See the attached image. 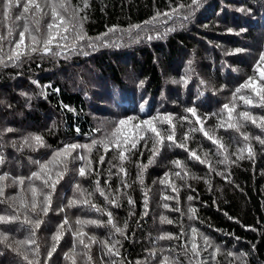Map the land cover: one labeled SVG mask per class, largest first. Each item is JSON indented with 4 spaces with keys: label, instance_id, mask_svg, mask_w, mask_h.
Masks as SVG:
<instances>
[{
    "label": "trees",
    "instance_id": "1",
    "mask_svg": "<svg viewBox=\"0 0 264 264\" xmlns=\"http://www.w3.org/2000/svg\"><path fill=\"white\" fill-rule=\"evenodd\" d=\"M86 2L87 7L85 0H65L67 11L59 10L69 19L79 8L76 15L81 18L78 24L84 39L75 49L62 51L76 34V26L69 24L62 33L69 39L57 37L47 54L42 43L31 45L26 38L21 48L27 51L31 45L38 51L20 55L16 63L8 57L25 18L38 40L46 38L47 25L53 22L50 0H37L40 11L33 8L27 13L24 0H19L7 19L0 10V55L4 57L0 63V175L8 174L0 181L4 189L0 215L16 217L0 221V236L7 237V242L0 241V264H28L25 254L32 264H160L166 257L175 264H264V145L255 138H264V131L251 120L238 119L243 110L264 117V106L250 88L236 93L248 77L257 85L264 83L260 79L264 71V62H260L264 0H198L191 15L187 8L177 7L190 5L191 0ZM164 12L167 17L157 16ZM17 15L20 20L15 19ZM114 25L116 29L109 31ZM132 25L139 28H130ZM166 28L173 30L165 35ZM156 32L161 33L160 38ZM149 34L153 39H147ZM236 48L243 51L236 53ZM182 76L187 77L186 83ZM240 96L255 103L245 105ZM226 103L235 105L237 119L232 122L242 125L239 131L227 127V113L222 108ZM189 106L196 108L205 130L224 146L222 153L199 131L196 117L185 111ZM163 113H170L172 121L171 126L167 121H154L160 142L146 129L137 136L140 119ZM125 115L136 120L120 128V150L126 156L120 161L118 149L110 146L105 152L99 141L109 136L114 122ZM242 132L248 133L247 141ZM32 135H39L43 143L36 145ZM168 135H174V140H167ZM93 140L98 143L90 151L83 147L71 150L64 163L49 165L52 179H58L54 190L44 187L43 179H27L33 171L40 172L39 164L47 163L65 144L82 146ZM179 143L206 163L189 157ZM154 144L157 154L152 156ZM225 157L227 163H219ZM175 159L181 160L179 168L172 163ZM81 166L85 167L84 176L79 174ZM121 167L124 172L119 171ZM15 177L25 179L21 183ZM162 179L168 183L162 184ZM32 186L38 192L51 193L46 214L42 211L43 194L37 196L36 209L31 207ZM129 197L134 202L131 205ZM111 199H116L118 206L112 205ZM190 207L194 214L189 213ZM107 212L114 225L124 229L123 235L107 223ZM162 215L172 223L162 222ZM78 219L102 223L81 226ZM58 227L59 241L55 242ZM192 228L197 230L194 241ZM78 230L86 233L88 249L74 235ZM25 239L34 243L14 251L15 242ZM112 240L119 241L115 245L118 256L104 247V242ZM193 242L198 257L192 252ZM53 246L55 251L48 257Z\"/></svg>",
    "mask_w": 264,
    "mask_h": 264
},
{
    "label": "snow or ice",
    "instance_id": "2",
    "mask_svg": "<svg viewBox=\"0 0 264 264\" xmlns=\"http://www.w3.org/2000/svg\"><path fill=\"white\" fill-rule=\"evenodd\" d=\"M19 5V0H0V10H2L3 16L5 19H7L10 14L11 11L14 7H17ZM51 8V15L53 18V22L49 23L47 25L48 28V32H47V36L46 38H44L42 41L38 40L37 37L35 35L32 34V32L30 31L29 28V24L27 22V18H25V23H24V27L23 30L19 32V39L15 41V46L12 48L11 50V55L8 57V60L11 63H16L17 61H19L20 59V55L24 54H30L32 52H37L38 48L35 46H31V45H35V44H39L42 43V51L43 53L47 54L50 51H52V49L50 48V46L53 44L54 40L57 39V37H59L60 40L63 41H67L69 39V37L67 35H64L62 33H66L67 32V28L69 24H74L76 26V34L75 36L71 39L70 44H65L62 48V51H68L69 47H71L72 49H75L77 47V42L81 41L84 39V35L82 34V32L79 29V24L78 21L81 19L80 17H78L76 15V12L79 11V8H76L73 11L72 16L69 19H66V17L62 14H60V9H63L65 11H67V6L65 3V0H50V3L48 5ZM85 7H87V2L85 0ZM178 8L180 7H184L188 9V15H191L192 10L195 7H198V0H191V4H184V5H178ZM35 9V12H39L41 9V6L37 3V0H24L23 3V11L25 13L29 12L31 9ZM250 11V10H249ZM173 12L175 13V9L173 10ZM168 16V12H164V13H157V16ZM16 20H20L21 19V15H17L15 17ZM185 19H187V16H185ZM117 26H113L111 29H109V31H114L116 29ZM130 28H139L138 25H132L130 26ZM173 29L171 28H166L165 29V35L167 34L168 31H172ZM229 31H232V29H229ZM240 31L243 32L245 31L244 28H240ZM155 36L157 38L161 37V33L156 32ZM30 41L31 45L27 46V51H24V49L21 48L22 45L25 44V40ZM140 39V36L137 35L136 40L138 41ZM148 40L153 39V35L149 34L147 36ZM106 46H110L108 45L107 41H105ZM88 47H92V44H89ZM243 51V49L241 48H236L234 49V52L239 53ZM56 55H59L60 52L57 51L55 53ZM83 54H87L86 52ZM260 62H264V52L260 53ZM0 63H4V57L3 55H0ZM191 63V61H189V64ZM181 81L183 82H187V77L182 76ZM260 79L261 81H264V71H262L260 73ZM34 83H36L34 81ZM143 82L141 81V84ZM244 88H250L251 91L253 93H255L257 96H259L260 101H259V105L260 106H264V83H261L259 85H257V83L252 79V77H248V79L246 81H244L243 83H241L237 88H236V93H239L241 91V89ZM22 95H24L22 93ZM240 99L243 100L245 105H253L255 102L247 97V96H240ZM0 103H3V101H0ZM118 106V105H117ZM223 110L227 113V120L229 121V123L227 124V127L229 128H233L236 130H240L242 125L240 123H233L232 121L237 119V117H234L233 112L235 109V105H232L231 107L229 106V104H224L222 105ZM141 111H143V105H141ZM185 111L187 113L192 114L193 117H196V124L197 125H201V127L199 128V131L209 140H211V142L214 145H217L218 148L221 150V153L224 151V146L222 144H220V142L214 137V135L211 133V131H206L205 128L202 125V121L200 119L199 116H197V112H196V108L193 106H189L185 108ZM162 120V121H167L169 123V125L171 126V121H172V116L170 113H163V114H158L157 116H149L147 119H140L139 123L136 124V127L140 129V132L137 133V136H141V134L146 130L150 131L151 133L155 134L156 137V142H160L162 140L160 131L158 130V128L156 127L154 121L157 120ZM183 119V118H182ZM238 119L240 121H248L251 120L253 124H256L257 127H260L262 131H264V117H256L254 116L250 111L247 110H243V111H239L238 113ZM136 117L135 116H127L125 115L123 118H119L117 121H115V127L113 128L112 133L109 136H106L104 138H102L99 143L104 147V151L107 152L110 146H114L116 149H118V157L120 161H124L126 159L125 156V151L124 150H120L121 149V141H120V137H119V132H120V128L123 125H126L128 123V121H135ZM259 120V123H257V121ZM5 131H10V129H5ZM77 131H79V129H77ZM244 140L247 141L249 139V135L247 132H242L241 133ZM187 139V134L186 137ZM257 140H259V142L264 145V138H261L260 136H256L255 137ZM24 140L27 142L29 141V137H25ZM31 140L35 142L36 145H40L43 143L42 138L39 135H32L31 136ZM167 140L169 141H173L174 140V135H168L167 136ZM136 137L132 138V147L135 148L136 147ZM128 137L125 136L123 143H128ZM98 143L97 140H93L91 142V144H85V145H79L76 143H69V144H65L63 149H59L56 152H54L52 154V158L47 162V163H40L39 164V168H40V172H36L33 171L31 173V176L28 177L27 179L29 181H31L33 178L37 179V180H41L43 179V184L44 187H51L53 190L55 188V184L58 182V179H52L51 176V169L49 167V165H58V164H62L64 163V161L66 160V158L71 154V150H75L77 148L83 147L85 150L90 151L91 148L96 145ZM31 146V145H30ZM178 147H181L183 149H185L186 151H188V155L189 157H195V159L199 160L201 164H205L206 161L204 159H201L199 156H196L195 152L193 151H189L186 147V145L184 143H179L177 145ZM249 155H251V148L248 147L247 145L245 146ZM245 149H241L240 151H244ZM156 153V149H155V144H154V148H153V152H152V156H155ZM83 158V157H82ZM238 159L240 158L239 156L237 157ZM100 160L103 161L104 160V156L100 157ZM152 161V157H149V162ZM172 163L179 168L181 166V160L180 159H175L172 161ZM219 163H227V157H225L223 160L219 161ZM141 169H143V167H146V165H140ZM120 172H124L125 169L123 167H121L119 169ZM79 174L81 176H84L86 174L85 172V167L81 166L79 168ZM219 174V173H217ZM8 174H2L0 175V181H4L6 176ZM169 175V173L165 172L164 176L167 177ZM185 175H187V173H185ZM46 177V178H45ZM56 177L60 178L61 177V172L57 171L56 172ZM139 178V177H138ZM24 177H15L16 181H19L21 183H23L24 181ZM49 181H51V184H49ZM105 184L108 183L107 180L104 181ZM161 183H168L167 180L162 179ZM124 187H127V185L125 184ZM97 191L100 192L101 195H105V192L103 189L101 188H97ZM38 194H43V207H42V211L46 214L49 211V206L51 204V193H43L42 190L41 192H38L37 187L32 186L31 187V196H32V201H31V207L33 209H36L37 207V196ZM4 195V189L2 186H0V196ZM108 197L105 195V200L108 201ZM163 199L167 200V199H173V197L170 196H164ZM189 200H192L193 197H188ZM145 200H147V197H145ZM84 203H88L87 200L83 201ZM70 204L74 203L73 200L69 201ZM110 203L114 206H118L117 205V200L116 199H111ZM128 203L131 205L134 202L132 201V199L129 197L128 199ZM21 204H24V201L21 200ZM93 207H97L96 205H93ZM163 207L168 208L169 205L168 204H164ZM62 210V209H61ZM99 210V209H98ZM177 211H179L180 209L177 208ZM189 213L190 214H194L195 213V209L194 208H189ZM108 215V221L107 223L109 225H113L114 227V231L115 233H119L120 235L124 234V229L118 226L114 225L113 219H112V214L110 212L106 213ZM190 218H193L192 215H190ZM16 217L15 216H4V215H0V221H11V220H15ZM161 221L164 222L165 220H167V218L165 216H161L160 217ZM66 222V221H65ZM168 223H172L171 220H167ZM35 225L38 227L40 224V220H35L34 221ZM102 223L101 221L98 220H94V219H90V220H77V224L78 225H84V224H99ZM125 226H127V222H125ZM59 232L60 229L58 227L57 229V233L53 235V240L55 242L59 241ZM197 230L195 228H192V233L193 236L191 237V239L194 241L195 240V234H196ZM34 235V233H33ZM75 236H78L80 238V243L83 245V247L85 249H88L89 245L87 243H85L84 237L86 236V233L78 230L76 233H74ZM170 234H165V236H168ZM164 236L161 237V239H163ZM203 240L205 242L208 241V237H202ZM89 240H93L94 237H88ZM0 241H4L7 242V237L6 236H0ZM16 243V248H14V251H19L21 246L23 245H29L34 243L33 240L31 239H25V240H18L15 242ZM119 243V241L117 240H112L111 243L108 242H104V247L107 250L108 253H111L112 255H119L118 250L115 248V245ZM9 247H12L11 244H8ZM53 251H55V246H53L51 249H49L47 255L48 257L52 256ZM192 252L194 254V257H198L199 256V251L197 250V245L195 242L192 243ZM67 255V254H66ZM85 255H87V253H85ZM229 256L233 255V253L229 252L228 253ZM243 255V254H242ZM215 256V253H213V258ZM24 259L27 260L28 264H32V260L28 258V256L25 254L24 255ZM43 264H48L47 261H44ZM139 264V262H138ZM160 264H175V261H168V258L166 257L164 260H162L160 262Z\"/></svg>",
    "mask_w": 264,
    "mask_h": 264
}]
</instances>
